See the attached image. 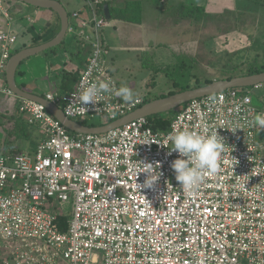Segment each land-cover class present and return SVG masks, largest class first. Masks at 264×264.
<instances>
[{"label":"built area","instance_id":"built-area-1","mask_svg":"<svg viewBox=\"0 0 264 264\" xmlns=\"http://www.w3.org/2000/svg\"><path fill=\"white\" fill-rule=\"evenodd\" d=\"M98 3L87 1L85 18L79 11L69 16L67 34L90 47L77 85L43 98L67 119L110 123L144 99L125 102L106 93L84 108L76 102L90 83L111 81L119 88L101 58L107 22ZM0 13L9 18L2 0ZM15 42V35L0 32V80ZM263 87L191 100L172 119L165 134L173 125L196 132L207 125L228 146L217 174L206 175L189 195L170 167L179 154L169 156L154 144L163 137L147 118L104 134L71 135L42 104L0 86L43 135L33 154L0 157V239L10 242L3 264H264V145L257 144L249 126L258 113L251 91ZM149 140L153 144H143ZM136 161L159 163L161 175L153 187H138L147 176ZM54 202L70 203V212L48 209ZM60 215L66 216L64 230Z\"/></svg>","mask_w":264,"mask_h":264},{"label":"rangeland","instance_id":"rangeland-1","mask_svg":"<svg viewBox=\"0 0 264 264\" xmlns=\"http://www.w3.org/2000/svg\"><path fill=\"white\" fill-rule=\"evenodd\" d=\"M180 2L191 5L193 0H165L164 5H160L164 11L156 10L153 4L143 0L142 24L109 21L102 28L101 36L106 46L101 54L103 65L110 69L119 87L126 85L133 90V96L154 100L168 94L169 90L203 85L207 80H223L225 75H244L245 67L228 74L223 69L229 70L234 62L240 61L232 56L233 53L249 48L250 37L256 34L255 25L264 20L260 13L263 0H207L204 10L214 19L198 23L182 16ZM65 6L69 14L73 12L71 5ZM227 25L230 33H225ZM249 55V51L244 52L241 58ZM251 98L258 113L264 112V87L252 90ZM12 102L0 93V113L2 106L9 107L8 112L13 113ZM3 123L5 119L0 116V125ZM30 132L29 139L34 144L42 132L40 128L33 132L30 129ZM263 132L255 133L259 144L264 143ZM70 206V203L54 202L48 209L54 207L57 212L68 213ZM9 244L0 239V264L9 255L6 248Z\"/></svg>","mask_w":264,"mask_h":264},{"label":"trees","instance_id":"trees-1","mask_svg":"<svg viewBox=\"0 0 264 264\" xmlns=\"http://www.w3.org/2000/svg\"><path fill=\"white\" fill-rule=\"evenodd\" d=\"M146 1L149 2L150 4H153L159 11H162L164 8V7L163 8L160 7V5L163 6L165 0H146ZM142 3H143V0H124L118 3L116 2V0H101L100 4L97 5V10L99 13L102 14V11L104 10V6L107 5L111 21L118 20V21H123V22H131L134 24H139L140 13L143 10ZM260 5H261L260 13L263 19L264 18V0ZM178 6L180 7L179 9L183 11L182 16L188 19H191L195 23L206 22L208 18L214 19V18H211L210 15L206 14L203 5H199L195 3H192L191 5H185L181 3ZM80 14L82 17H85L84 15H82L83 13L80 12ZM219 18L221 17H217L216 19H219ZM225 21L227 23L229 22V20L227 19H225ZM255 26H256L255 27L256 34L250 37L251 41H250L249 48L246 50L236 51L235 53L232 54L233 57H236V59H240V61L234 62V64H232L231 66V69L229 70L223 69V72H226L228 74L230 73V71H234L242 67H245L243 76L259 74V73L264 72V20H261ZM59 28H60V21L57 20L56 28L52 32H50V34H46L45 32L44 34L45 36L44 35L41 37L34 36V38L32 39L31 45L34 46V45L42 44L44 42L51 40L57 34ZM226 28L227 29L225 30V33H230L231 31L227 32L229 29L228 25ZM258 43L260 45L256 46L258 45ZM102 44H103V47H105L103 40H102ZM62 51L66 52L67 55H69V60L70 58L72 59V57L75 60L80 59V61L77 62L78 65L76 68L73 66H68L66 62H63L62 69H54L52 71V73L53 74L55 73L56 77L59 78L58 91L59 93L64 95L67 92H70L72 90V88L76 84L78 78L80 77L83 71L84 62L82 61L81 56L84 51V43L80 40L72 39L70 43L68 44L65 42V38H64V40L58 46L52 49H49L47 51H44L43 54L45 56L56 55V54H60ZM248 51L250 53L249 57L246 59L241 58V56L244 55V52H248ZM234 77L236 76L225 75V77H223L222 79H231ZM211 82L213 81L207 80L204 82L203 85L198 84L199 86L194 85V86H188L187 88L183 87L179 91L169 90L168 94L161 95L157 98H154V100L163 98L166 96H170L172 94L182 92L185 90H190V89H194L200 86H204V85L210 84ZM250 89L251 88H237L236 90L242 91V90H250ZM152 100L150 98L144 99L143 104L150 102ZM183 107L184 105L168 113L154 115V116L148 117L147 119L150 121L153 130L159 133L165 134L169 129L171 120L176 116L178 111L181 110ZM8 113L9 112L5 111L1 116H3L7 120L6 122L11 123V126L3 127L2 124L0 125L1 127L4 128L5 140L7 144L10 145L12 142H14L15 140H19V139L28 140L31 136L30 129H32V126L27 124V122L23 119L22 115H20L19 113L14 114V115L11 113L9 114ZM82 124L86 125L85 122H82ZM86 126H88V124ZM89 126L96 127L95 124H89ZM70 134L74 135L73 133H70ZM17 152L18 151H13L12 153H17ZM9 154H10L9 156H12L11 153ZM58 223L61 229L64 230L66 228V216H61V215L58 216Z\"/></svg>","mask_w":264,"mask_h":264},{"label":"crops","instance_id":"crops-1","mask_svg":"<svg viewBox=\"0 0 264 264\" xmlns=\"http://www.w3.org/2000/svg\"><path fill=\"white\" fill-rule=\"evenodd\" d=\"M61 5L65 8V4H69L72 6L73 11H79L83 13L85 17L88 16V7H87V1H98L99 0H57ZM101 1V0H100ZM124 1V0H123ZM116 2H121V0H116ZM182 2H180L181 4ZM193 3L203 5L204 8H206L207 0H193ZM100 2L98 3V5ZM179 4V5H180ZM185 4V3H183ZM2 5L5 9L8 11L9 18L3 17V15L0 13V32H9L16 36V42L12 47V51H18L24 48L32 47V39L35 37H41L45 34H50L55 28L57 20H59L58 16L52 12L51 10L47 9H40V8H34L29 5H26L24 3L15 1V0H2ZM107 6V5H106ZM97 8V6H96ZM37 9V10H35ZM66 10V8H65ZM157 10V9H156ZM98 12V10H97ZM104 12V11H103ZM145 13V10L141 11L140 13V22L139 24L143 23L142 15ZM98 14H101L98 12ZM136 14V13H134ZM142 14V15H141ZM160 14V13H159ZM57 17H56V16ZM104 16V13L102 14ZM84 17V18H85ZM151 19V18H149ZM60 21V20H59ZM111 21V18H110ZM115 22H123L118 20H112ZM106 22H109L106 20ZM131 23V22H129ZM52 29V30H51ZM59 31V30H58ZM58 33V32H57ZM45 36V35H44ZM67 36V38H66ZM65 36V42L70 43L72 38L70 35ZM104 42V41H103ZM39 45V44H38ZM67 45V44H66ZM36 46V45H34ZM105 46V43H104ZM106 48V46H105ZM12 53V54H13ZM90 55V47L89 45H84V51L81 56L82 61L84 62V67L87 62V58ZM79 60H75L73 57L69 60V55H67L66 52L62 51L60 54L56 55H49V56H43L40 54L31 56L24 60L20 66L18 67L15 75V84L22 90L29 94L38 96V97H44L45 94L48 93H59L58 87H59V78L56 77L55 73L53 74L52 71L54 69H62L63 62H66L68 66L77 67V62ZM84 69V68H83ZM79 79V78H78ZM78 82V80H77ZM72 88V90L75 88V86ZM6 85V86H5ZM0 86L1 87H7L6 80H5V73L0 80ZM71 90V91H72ZM68 93V92H67ZM61 94V93H59ZM62 95V94H61ZM17 97V96H16ZM13 100L12 104L14 107V112L11 114H18L19 112L17 109L18 106V100L16 98L9 97ZM19 98V97H17ZM11 102V101H10ZM9 107L2 106L0 116L8 110ZM10 113V112H9ZM20 114V113H19ZM21 115V114H20ZM3 117V116H2ZM23 117V116H22ZM4 118V117H3ZM5 119V118H4ZM23 119L27 122L25 117ZM78 119L73 120L77 122ZM80 122H77L81 125L82 122H85L87 127H90L89 124H95L96 127L103 126L108 123H104L99 119L90 120V119H79ZM3 123V127L11 126V123L6 122ZM172 121V120H171ZM27 124H29L27 122ZM34 129L39 128L37 125L29 124ZM84 125V126H86ZM98 125V126H97ZM0 126V133H1V142H0V157L1 156H9L19 154V153H29L33 154L37 144L42 138V133L40 138L37 139L36 143H31L30 139L28 140H15L10 145L7 144L5 140V134H4V128ZM34 129H31L32 132ZM169 130V129H168ZM42 132V131H41ZM71 133V132H69ZM159 133V132H158ZM74 134V133H73ZM72 135V134H71ZM77 135V134H74ZM264 136V132L262 134V137ZM264 139V137H263ZM257 142V141H256ZM259 144V142H257ZM260 145H264L260 144ZM13 151H18L17 153H12Z\"/></svg>","mask_w":264,"mask_h":264},{"label":"clouds","instance_id":"clouds-1","mask_svg":"<svg viewBox=\"0 0 264 264\" xmlns=\"http://www.w3.org/2000/svg\"><path fill=\"white\" fill-rule=\"evenodd\" d=\"M70 14H68V19ZM106 93H112L125 102H131L134 98L133 90L129 86L116 88L111 81H99L82 87L76 97V102L82 107V105L95 102L97 98ZM249 126L257 132L264 130V112L255 114L249 121ZM235 131L234 129L232 132ZM158 135L163 139L157 140L154 144L166 148L169 156L173 152L179 154L180 158L175 159L170 167L174 171L175 180L179 183L180 188L189 195L197 191L206 175L214 176L217 174L222 154L225 152V148L228 147L225 140L218 134L217 129H210L207 125L204 126L202 132L187 128L177 130L176 125H173L172 131L167 134L158 133ZM143 144L150 145L153 142L149 140ZM136 163L140 166V173L147 176L145 183L142 186L138 185V187H153L161 175L158 171L160 168L159 163L155 166L152 163L140 161H136Z\"/></svg>","mask_w":264,"mask_h":264},{"label":"water","instance_id":"water-1","mask_svg":"<svg viewBox=\"0 0 264 264\" xmlns=\"http://www.w3.org/2000/svg\"><path fill=\"white\" fill-rule=\"evenodd\" d=\"M34 8L47 9L54 12L60 20V28L58 33L49 41L42 44L24 48L14 52L7 61L5 67V80L7 88L14 93L15 96L31 100L42 104L48 112H50L69 132L86 135V134H104L109 130L119 128L126 123L139 118H148L154 115H160L168 113L172 110L178 109L185 105L191 100L209 96L224 92L229 89L237 88H252L260 84H264V72L259 74H253L248 76L234 77L231 79H223L213 81L210 84L200 86L194 89L185 90L166 96L163 98L155 99L147 102L132 111L131 113L117 119L116 121L110 122L100 127H87L77 123L76 121L67 119L62 110L54 106L52 103L46 101L42 97H38L22 91L15 84V75L20 64L27 58L43 53L49 49L58 46L65 38L68 28V12L57 0H15ZM104 16L107 21H110V14L108 7L104 6ZM264 137V136H263ZM262 137V138H263Z\"/></svg>","mask_w":264,"mask_h":264}]
</instances>
